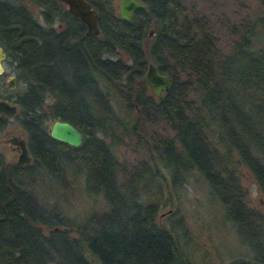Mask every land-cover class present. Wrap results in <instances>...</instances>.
I'll return each mask as SVG.
<instances>
[{"label": "trees", "instance_id": "trees-1", "mask_svg": "<svg viewBox=\"0 0 264 264\" xmlns=\"http://www.w3.org/2000/svg\"><path fill=\"white\" fill-rule=\"evenodd\" d=\"M86 1L97 13L96 35L58 0H0V46L21 85L10 96L12 116L32 163L51 173L80 164L86 187L108 207L72 223L22 187L15 175L26 163L0 151V264H197L170 217L188 181L248 236L250 249L225 264H264V213L245 205L235 171L243 164L264 193V0L251 20L232 26L226 54L183 0H141L128 21L113 0ZM251 32L263 38L254 49ZM147 61L170 76L159 100L142 79ZM7 118L0 113V128ZM54 119L72 123L81 142L49 136ZM133 137L147 157L125 171L112 151Z\"/></svg>", "mask_w": 264, "mask_h": 264}, {"label": "rangeland", "instance_id": "rangeland-1", "mask_svg": "<svg viewBox=\"0 0 264 264\" xmlns=\"http://www.w3.org/2000/svg\"><path fill=\"white\" fill-rule=\"evenodd\" d=\"M117 2L118 0H113L115 9ZM183 4L191 16H204L221 54H226L232 47V40L235 39L232 26L239 21L251 20L256 8L259 7L258 0H183ZM29 6L33 13L37 14L39 8L35 5ZM151 34L152 31L148 37ZM249 36L250 47L253 49L261 43L259 40L263 39L253 32ZM2 63L0 98L10 100L12 91L21 88V85L17 81L13 88L6 85L5 79L9 75H14V72L4 61ZM148 90L151 92L149 88ZM194 96L193 93L187 94V98ZM195 100L196 97L191 101L194 103ZM49 123L48 121L46 125ZM149 128L161 133L167 132V128L161 124H151ZM11 134H20L25 139L24 132L12 115L8 116L6 124L0 128V139ZM134 140V137L124 139L117 151H112L117 165L122 170L138 167L142 164V159L147 157L142 144L135 143ZM0 151L9 163L14 162L18 153V149L17 151L10 149L8 142L1 140ZM83 168L80 164H71L51 173L37 167L30 159L26 166L17 171L15 177L17 182L32 192L41 203L45 205L54 203L69 221L79 223L80 220H85L90 212L96 214L108 207V201L100 191L96 192L86 187ZM235 171L237 184L244 193L245 205L253 211L264 213V193L250 170L239 164ZM125 176L119 171L117 181H123ZM176 193L178 195L177 197L175 195L176 207L173 206L170 217L175 223L178 240L184 243L185 247H189L197 264H201V260L210 264H225L232 257L240 256L242 251L250 249L247 243L248 236L240 233L224 219L221 208L206 194L205 189L188 181ZM163 210L158 211L160 219L167 217V213H162Z\"/></svg>", "mask_w": 264, "mask_h": 264}, {"label": "water", "instance_id": "water-1", "mask_svg": "<svg viewBox=\"0 0 264 264\" xmlns=\"http://www.w3.org/2000/svg\"><path fill=\"white\" fill-rule=\"evenodd\" d=\"M62 2L66 10L75 18H77L85 27V33L96 35L99 32L97 25L96 10L90 6L86 0H58ZM138 7H145L141 0H118L116 5V14L124 20H130L132 17V10ZM151 28L148 29V34L151 33ZM5 53L0 46V72L3 69L2 62ZM142 79L151 93L156 99H161L163 93L170 85V76L167 73L158 70L156 64L148 61L142 72ZM5 83L9 88H13L16 83L14 75H9L5 79ZM16 110L15 104L9 102L4 98H0V113L5 115H12ZM49 136L54 139L63 141L69 145L76 146L81 142L80 131L69 121L54 119L47 126ZM3 142H13L17 149V157L14 164L21 165L30 161L31 155L26 147V141L20 134H12L10 137H3L0 139Z\"/></svg>", "mask_w": 264, "mask_h": 264}, {"label": "flooded vegetation", "instance_id": "flooded-vegetation-1", "mask_svg": "<svg viewBox=\"0 0 264 264\" xmlns=\"http://www.w3.org/2000/svg\"><path fill=\"white\" fill-rule=\"evenodd\" d=\"M118 3V2H117ZM115 8V7H114ZM142 8V7H141ZM144 8V7H143ZM135 9V8H134ZM133 9V10H134ZM132 10V11H133ZM115 11H116V9H115ZM85 28V27H84ZM3 49V48H2ZM4 51V50H3ZM5 53V52H4ZM3 61L5 62V56H4V59H3ZM6 63V62H5ZM3 64V63H2ZM3 72V69H2V71L0 72V73H2ZM16 78V77H15ZM4 99H6V98H4ZM7 100V99H6ZM9 102H12L11 101V99L10 100H8ZM5 115V114H4ZM13 115V114H12ZM6 116H10V115H6ZM12 135V134H11ZM11 135H8V136H6V137H10ZM8 146H9V148L10 149H12V150H14V151H17V147H16V145L13 143V142H9L8 141Z\"/></svg>", "mask_w": 264, "mask_h": 264}]
</instances>
